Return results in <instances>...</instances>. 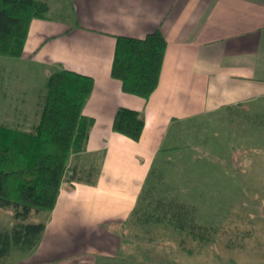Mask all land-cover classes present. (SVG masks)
I'll return each mask as SVG.
<instances>
[{
  "label": "crops",
  "instance_id": "obj_1",
  "mask_svg": "<svg viewBox=\"0 0 264 264\" xmlns=\"http://www.w3.org/2000/svg\"><path fill=\"white\" fill-rule=\"evenodd\" d=\"M43 1L51 13L50 0ZM63 1L69 6L65 18L31 22L17 63L42 69L47 78L56 69L92 78L82 114L94 124L85 150L69 160L54 209L38 222L45 228L37 250L14 261L128 264L123 246L129 229L137 233L128 244L150 247L168 244L154 241V229L192 226L210 235L217 227L197 223L178 199L188 194L187 167L205 165L206 158V165L223 168L228 181L238 175L226 167L264 165V152L256 156L246 146L254 119H264V0ZM156 31L167 47L158 87L145 103L124 94L110 73L117 37L143 39ZM23 83L12 78L4 85L0 120L26 131L44 91L29 98ZM119 108L143 112L138 142L112 131ZM221 134L230 136L223 141ZM245 169L243 176L250 173ZM173 206L185 214L183 222L164 216Z\"/></svg>",
  "mask_w": 264,
  "mask_h": 264
},
{
  "label": "trees",
  "instance_id": "obj_2",
  "mask_svg": "<svg viewBox=\"0 0 264 264\" xmlns=\"http://www.w3.org/2000/svg\"><path fill=\"white\" fill-rule=\"evenodd\" d=\"M48 13L43 0H0V57L19 60L31 22L47 20ZM166 47L159 31L143 39L117 37L111 78L120 82L124 94L146 103L158 87ZM93 86L88 76L56 69L47 78L41 109L30 130L0 120V210L13 211L16 221L10 230L0 232V264L13 247L31 252L38 245L45 225L27 221L34 214L48 216L52 212L70 158L85 150L94 122L82 110ZM4 87L2 84L0 92ZM143 129L142 111L117 110L114 133L138 142ZM170 209L172 212L164 215L170 216V221L185 220L179 206ZM190 228L179 232L187 231L193 239L207 236L206 231Z\"/></svg>",
  "mask_w": 264,
  "mask_h": 264
},
{
  "label": "rangeland",
  "instance_id": "obj_3",
  "mask_svg": "<svg viewBox=\"0 0 264 264\" xmlns=\"http://www.w3.org/2000/svg\"><path fill=\"white\" fill-rule=\"evenodd\" d=\"M49 2L52 7L51 13H48L49 18L66 17L69 6L65 1L50 0ZM45 75L42 69L27 67L17 61L0 57V87L2 84H7V81L9 83L12 78H19L20 81H25L21 88L31 98L32 95H37V92L40 94L45 91L47 82ZM261 125L264 126L262 117L254 119L253 132L258 128L257 131L260 133L252 132V141L246 143L247 148L256 156L264 152ZM220 130L228 129L221 127ZM220 136L224 141L230 135ZM206 162L207 158L204 161L205 165L197 168L187 167L190 182L184 189L188 194L178 200L182 201L188 211L193 212H189L190 217L193 214L197 223L206 227L214 225L217 227L216 231L211 230L213 233L207 235L206 240L198 241L188 237L187 231L184 233L175 231L177 234L172 230L154 229L150 231L152 232L150 236L155 238L154 241L158 242V245L164 242L168 244L166 243L165 247H150L128 244L132 240V233H137L129 229L127 232L129 242L123 246V251L126 253L123 257L128 264H132V260H140L139 264H143L145 260H148L146 261L148 264H264V165L226 167L227 172L238 175L234 180L228 181L223 178V168L206 165ZM244 168L250 170L245 176L240 174ZM177 188H180V185L174 187L175 190ZM215 189H221L223 195L229 193L232 195L221 197L220 191L213 193ZM181 193H184V190ZM212 194L214 196H211ZM229 210L231 215L227 213ZM44 220V215L34 214L27 223ZM15 224L13 211L0 210V232L10 230ZM145 236L143 233L142 237ZM180 241L184 244L179 245ZM37 248L38 245L31 252L36 251ZM25 253L29 254V250L13 247L10 254L2 260V264H16L17 260H14L22 258Z\"/></svg>",
  "mask_w": 264,
  "mask_h": 264
}]
</instances>
